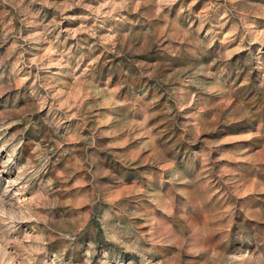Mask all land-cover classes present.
Instances as JSON below:
<instances>
[{
	"label": "rangeland",
	"instance_id": "374dc122",
	"mask_svg": "<svg viewBox=\"0 0 264 264\" xmlns=\"http://www.w3.org/2000/svg\"><path fill=\"white\" fill-rule=\"evenodd\" d=\"M0 264H264V0H0Z\"/></svg>",
	"mask_w": 264,
	"mask_h": 264
}]
</instances>
